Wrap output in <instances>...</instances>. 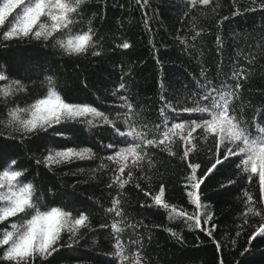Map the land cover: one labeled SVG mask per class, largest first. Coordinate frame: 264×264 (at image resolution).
I'll list each match as a JSON object with an SVG mask.
<instances>
[{
	"label": "trees",
	"instance_id": "obj_1",
	"mask_svg": "<svg viewBox=\"0 0 264 264\" xmlns=\"http://www.w3.org/2000/svg\"><path fill=\"white\" fill-rule=\"evenodd\" d=\"M19 11L0 26V72L7 77L0 89L13 80L24 86L7 97L0 95V171L15 160L13 170H23L21 183L34 185L33 200L41 211L60 207L73 219L89 217L75 236L62 232L50 256H37L29 264H135L137 254L140 264H264V235L251 238L264 226L258 177L249 183L237 169L236 157L208 174L215 162L213 137L205 138L198 129L187 158L178 137L173 138L171 152L163 145L148 147L138 165L129 160L124 178L131 171L132 180L122 189L113 182L118 164L107 159L114 150L105 147L125 146L113 126L127 131L126 119L157 140L165 125L196 119L182 107L194 106L193 97L199 98V87L207 81L218 88L223 82L222 90L236 92L231 109L256 135V126H264V0H210L208 5L200 0H85L71 28L73 33L86 31L91 21L96 47L82 55L65 54L54 43L61 38L59 32L48 40H4L3 32ZM124 43L130 47L123 48ZM49 76L67 102L92 105L112 124L89 116L28 134L7 126L11 108H26L47 94ZM121 95L131 109L124 107ZM165 101L179 116L171 108L161 115ZM67 147L91 148L93 155L46 163L50 151ZM220 152L222 158L223 146ZM189 163L200 165L197 178L206 177L199 189V209L187 196L192 190ZM161 185L167 210L153 201ZM114 198L120 199L123 211V231L118 235L129 257L123 262L114 254L117 234L110 228L121 217L107 211ZM173 206L175 213L170 211ZM195 215L201 218V228L187 218ZM209 215L211 220L206 219ZM3 251L0 248V255Z\"/></svg>",
	"mask_w": 264,
	"mask_h": 264
},
{
	"label": "snow or ice",
	"instance_id": "obj_2",
	"mask_svg": "<svg viewBox=\"0 0 264 264\" xmlns=\"http://www.w3.org/2000/svg\"><path fill=\"white\" fill-rule=\"evenodd\" d=\"M84 2L85 0H0V26H4L8 18L17 9H20L13 22L3 32L2 38L4 40L25 38L48 40L59 32L61 38H57L54 43L61 47L65 54H86L90 48L96 47L95 33L90 26L91 21H89L86 31L73 33L71 28L75 23L74 15L78 13L80 5ZM192 2L195 3L196 0H192ZM200 3L208 5L210 0H200ZM42 18L44 19L42 20ZM122 47L127 49L130 44L124 43ZM94 54L99 55L98 52ZM6 79L3 72H0V81ZM46 79L47 94L26 108H21L18 105L11 108L7 114V126L14 127L15 131L28 134L47 131L66 121L89 116L112 124L103 112L92 105L67 102L57 90L53 78L49 76ZM23 88L20 81L13 80L9 86L0 89V95L7 97L13 91L23 90ZM240 88L241 85L236 83L235 89L239 90ZM119 89H125V85L121 83ZM222 89L223 82H221L220 88L213 86L211 81L201 84L198 90L199 98L194 96L192 100L194 106L182 107L184 113L196 114L197 118L190 119L188 122H174L170 128L165 125L166 130L159 140L147 138L148 134L145 131L138 130L137 127L129 124L127 119L125 120V124L128 126L127 131L115 129L113 126L115 134L121 138V143L125 145L119 147L118 150L111 143L105 146L107 149L114 150L115 153L108 156L107 159L118 164L113 182L122 189L132 180L131 171L127 173V179L124 178L129 160L133 165H138L147 155L145 149L151 146L163 145L171 152L170 145L173 143L174 137H178L185 145L183 158H187L189 152L194 150L195 137L193 134L201 129L205 138L208 136L214 138L216 145L215 162L208 169V174L230 157H236L238 158L237 169L247 175L249 183L253 177H258L260 191L264 194V126L257 125V134L252 135L248 124L239 119L231 109L236 92ZM119 99L125 101V108L131 109L132 105L127 102L126 96L121 95ZM162 99L164 98L162 97ZM166 108H171L172 112L179 116L176 108L167 101H165V107L160 109L161 115L164 114ZM87 123L91 125L93 120H87ZM57 135L64 134L57 133ZM129 141L133 142L129 143ZM221 146L224 147L222 158ZM172 154L174 155V153ZM92 155L91 148L67 147L62 150L50 151L49 155L45 157V161L51 166L52 164L91 158ZM6 163L9 166L0 171V224L5 225L3 229H0V248L4 249L0 260L6 261L8 264H29L37 256L41 258L50 256L57 250L56 245L60 240L61 233L68 231L72 236H75L80 227L86 226L89 217L86 214H81L78 218L73 219L70 212L60 207L41 211L33 200L34 185L31 182L21 183L20 177L24 172L23 170H13L12 166L16 164L15 160ZM189 167L192 170V175L188 178L192 190L187 192V196L190 198V203L199 209L201 208L199 189L206 177L197 178L196 170L200 167L199 164L189 163ZM136 187H139V184ZM164 197L165 189L161 185L158 194L153 197V201L155 205L167 210L169 205L165 202ZM251 199L252 197L248 196V200L251 201ZM111 203L112 207L107 211L115 213L116 217H121L119 221H114L110 226L111 231L117 234L114 254L122 262L128 261L129 257L125 255V248L118 235L123 231L121 225L124 224L123 211L119 207L121 201L114 198ZM170 211L175 213V206L171 207ZM179 215L186 216L187 214L181 212ZM18 216L21 217L18 222H10L11 218ZM187 218L194 223L196 228H201L199 215ZM206 219L211 220L212 217L209 215ZM172 235L177 234L173 232ZM208 235H211V231H208ZM255 235H264V226H261L251 238L254 239ZM133 259L135 264H140L139 254Z\"/></svg>",
	"mask_w": 264,
	"mask_h": 264
}]
</instances>
